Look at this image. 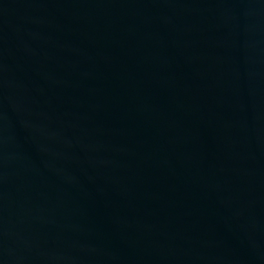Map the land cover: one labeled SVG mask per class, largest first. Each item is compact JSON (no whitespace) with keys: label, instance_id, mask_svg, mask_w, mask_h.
<instances>
[{"label":"water","instance_id":"1","mask_svg":"<svg viewBox=\"0 0 264 264\" xmlns=\"http://www.w3.org/2000/svg\"><path fill=\"white\" fill-rule=\"evenodd\" d=\"M0 264H264V0H0Z\"/></svg>","mask_w":264,"mask_h":264}]
</instances>
